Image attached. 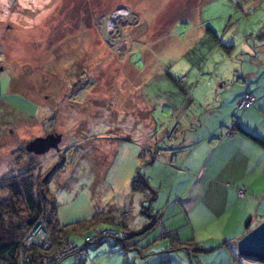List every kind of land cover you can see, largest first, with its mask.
<instances>
[{"label":"rangeland","instance_id":"obj_1","mask_svg":"<svg viewBox=\"0 0 264 264\" xmlns=\"http://www.w3.org/2000/svg\"><path fill=\"white\" fill-rule=\"evenodd\" d=\"M242 68L253 73L256 91L264 81V0H0V178L46 177L61 225L97 213L125 223L100 222L71 236L79 247L110 227L131 235L125 244L107 236L84 246L79 262L67 256L59 264H264L231 250L228 239L246 232V215L225 191L208 197L193 189L202 196L188 202L194 226L166 208V223L177 216L167 229L201 245L195 253L190 242L171 246L159 226L143 233L142 203L160 209L148 192L132 189L134 179H148L150 155L168 147L178 158L171 166H192L187 176L196 168L199 181L207 157L183 156L199 142L194 137L243 117L251 128L262 122L264 115L233 104L232 82L240 81L233 74ZM183 134L191 136L184 152L174 146ZM50 135H60L56 147L27 151ZM181 187L173 189L178 204L190 199L179 196ZM258 214L256 222L264 208Z\"/></svg>","mask_w":264,"mask_h":264},{"label":"crops","instance_id":"obj_2","mask_svg":"<svg viewBox=\"0 0 264 264\" xmlns=\"http://www.w3.org/2000/svg\"><path fill=\"white\" fill-rule=\"evenodd\" d=\"M240 70L241 71L236 70L235 74H233L236 79L240 80L232 82L234 83L233 87L237 88L233 104L235 105V103H237L238 107V103L240 102L243 94L250 92L256 99L254 105L250 107L252 108L250 112H252V115L257 117L264 115V113L261 112V110L264 111V81H258V84L255 87L256 91H253L254 87L251 86L252 80L249 79L253 73L244 72L245 70H243V68ZM236 83L238 85H236ZM261 120V123L255 124L251 128L248 127L249 123L244 121L243 117L240 121H237V124L235 123V131L231 136L227 135V131L230 128H226L227 130H221L222 125L213 127L211 131L209 130L208 133L204 135L203 138L194 137V142H199L195 143L187 152H184V150L191 145V136H185V134H183L181 136L182 138H179V140L174 143V146L178 147L179 145L184 147L182 151L187 155L183 156L188 157L191 155V158L197 161L203 160L207 157V160L204 162V166L201 170V177L199 181L198 179L194 181L196 168L195 170H192L193 173L190 175L188 174L187 176L185 172H190L191 169L189 167L192 166H189L186 170L181 168L175 169L171 166L170 161L173 162V160H175L176 165L178 163V158H174L172 156V148L168 147L166 148L167 151H164L163 153L159 154V151H157L156 155H150L149 166L153 168H150L152 171H150L148 179L146 177L145 180L149 184L150 188L160 191V193L155 196L154 201L156 202L155 205L160 209L159 215L161 216V219L166 215V208L174 206L177 209V212L185 213L187 223H190L191 225L194 223L195 225L196 222L189 216L190 212L188 209V202H190V204H194L198 202L202 196L198 194L192 195L193 189L196 188V192H203V195L207 194L208 197V193L225 191L228 196L234 200V203H236L235 209H240V211L246 215V220L250 218L248 228H246L245 222L243 223L246 228V232L243 230L241 234L232 235L229 239L225 237L223 231L222 234H217L220 235V239H225V242H227V239L231 242V245L229 243L228 245L231 246V250L234 255L236 254L235 256H238L236 249L237 241L245 233L253 229V227L264 221V219H262L256 222L253 219L254 216L260 215L258 214L260 209L264 208V150L253 139L259 138L264 141V117L263 119L261 118ZM193 147L194 152L193 150L191 151ZM197 151L202 152V155L198 156V158L195 156ZM161 154L163 155V161H159L158 159V155ZM180 174H183L182 176H185V179L179 180L178 177ZM192 180L194 182H192ZM258 181H260L261 186L254 187ZM180 183L185 187H181ZM190 186L192 189L190 192L186 193ZM174 187H181V193L179 196L184 197L185 195H190V199H186L185 201L183 200L182 203L178 204L175 200L176 198H174L175 194H173ZM240 189L244 190L243 197L238 196L237 192ZM168 217L171 220V225L169 222L166 223V220L162 219L160 224L156 226H159L160 229H164L168 232L175 231L174 229L169 230L167 227H173L172 223L177 216L176 214H173V216L170 215ZM146 223L147 220L144 218L142 225ZM238 229L241 228L238 227ZM160 233L162 234V230Z\"/></svg>","mask_w":264,"mask_h":264},{"label":"trees","instance_id":"obj_3","mask_svg":"<svg viewBox=\"0 0 264 264\" xmlns=\"http://www.w3.org/2000/svg\"><path fill=\"white\" fill-rule=\"evenodd\" d=\"M246 93H244L243 96ZM230 129L235 131V124ZM253 139L264 150V141L259 138ZM46 180L47 178L44 177L40 181H36L37 183H34L35 178H33L30 171L11 175L6 178H0V263L18 264V256L21 253V240L26 235L27 231L34 225L35 221L40 217L44 218L51 248H57L69 243L71 241V236L80 234L84 231H89L90 228L93 229L94 226L100 222H107L112 226H117V224L124 226L125 223H122V221L113 219V217L102 216L103 214L101 213L95 214L88 221L77 222L70 225H61L56 218V201L54 198L50 199L48 197L49 192L45 189ZM132 189L140 194L148 192L150 194L149 203L155 200L156 192L150 188L145 178H142L141 176L132 181ZM3 193H6V195L2 196ZM140 215L147 220L143 233L160 224L162 220L158 212H152L151 208L146 207L143 203ZM249 222L250 218L245 221L246 228L249 227ZM109 229V233L105 237L90 244L101 243L107 238V236H112L117 239L118 242L125 244V241L131 237L128 233L121 234L116 228L110 227ZM161 230L165 232L164 237H161L169 238L171 246L184 245L187 247L192 243V245L195 246V253L203 251L201 245L193 241H189V243L180 240L178 239L177 234H174L171 231L168 232L164 229ZM124 231L127 232L126 230ZM86 245L83 244L81 246L82 249ZM54 248H52V250ZM32 252L34 254V260H37L39 257V250L33 247Z\"/></svg>","mask_w":264,"mask_h":264},{"label":"built area","instance_id":"obj_4","mask_svg":"<svg viewBox=\"0 0 264 264\" xmlns=\"http://www.w3.org/2000/svg\"><path fill=\"white\" fill-rule=\"evenodd\" d=\"M123 13L124 12H122V14ZM254 103V96L251 93H246L238 103V107L246 110L252 107ZM233 133L234 131L232 129L227 131V135L229 136ZM237 193L239 197L244 196L243 189L238 190ZM108 233L109 230H103L86 236L84 237V244L94 243L102 237H105ZM164 235L165 232L162 231L161 236ZM33 247L39 250V257L37 260H34V254L32 252ZM51 250V243L49 241L44 218L40 217L21 240V253L18 256V264H59L67 256H73L76 262H79L82 254V247L77 246L74 242H69Z\"/></svg>","mask_w":264,"mask_h":264},{"label":"water","instance_id":"obj_5","mask_svg":"<svg viewBox=\"0 0 264 264\" xmlns=\"http://www.w3.org/2000/svg\"><path fill=\"white\" fill-rule=\"evenodd\" d=\"M37 140L41 143L38 150L28 148L27 146L26 149L28 152H31L29 149L33 150L35 153L44 152L49 147H56V144L60 141V135H57V137L55 136V138L51 135L45 138H36L35 140L30 141L28 145L30 143L33 145ZM236 249L239 257L264 263V221L260 222L258 225L253 227V229L243 235L237 241Z\"/></svg>","mask_w":264,"mask_h":264}]
</instances>
